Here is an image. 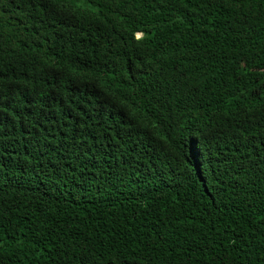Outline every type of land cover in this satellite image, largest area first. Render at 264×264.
<instances>
[{
  "label": "trees",
  "instance_id": "16d2710c",
  "mask_svg": "<svg viewBox=\"0 0 264 264\" xmlns=\"http://www.w3.org/2000/svg\"><path fill=\"white\" fill-rule=\"evenodd\" d=\"M0 264H264V0H0Z\"/></svg>",
  "mask_w": 264,
  "mask_h": 264
}]
</instances>
